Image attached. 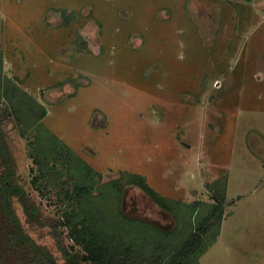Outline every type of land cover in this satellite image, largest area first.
<instances>
[{
  "label": "rangeland",
  "instance_id": "374dc122",
  "mask_svg": "<svg viewBox=\"0 0 264 264\" xmlns=\"http://www.w3.org/2000/svg\"><path fill=\"white\" fill-rule=\"evenodd\" d=\"M0 53L2 78L45 111L42 142L3 114L0 176L55 264L83 253L64 211L88 212L74 191L90 176L76 160L69 174L52 168L63 145L94 175L97 223L141 254L179 248L222 192L225 217L194 264H264V0H0ZM9 105L0 97V112ZM123 172L144 175L169 209L135 185L120 200L108 182Z\"/></svg>",
  "mask_w": 264,
  "mask_h": 264
},
{
  "label": "trees",
  "instance_id": "16d2710c",
  "mask_svg": "<svg viewBox=\"0 0 264 264\" xmlns=\"http://www.w3.org/2000/svg\"><path fill=\"white\" fill-rule=\"evenodd\" d=\"M66 22L70 21L73 14L64 13ZM85 42V41H84ZM87 50V49H86ZM87 51H91L90 49ZM3 75V55L0 53V97L5 98L10 103V107H6L0 112V121L3 114H14L19 122H24L25 126L35 125V139L41 140L43 135L38 129V123L44 118L45 111L41 113L35 112L34 104H40L30 93L25 91L21 85H17L12 79ZM28 120V121H26ZM32 124H31V123ZM41 139H40V138ZM42 142V140H41ZM4 136L0 128V151L6 148L4 144ZM47 145V154L53 153L54 150L66 151L65 154L57 155L52 168L60 167L67 173L71 168V163L76 160V173L85 172L86 176H90L89 181H85L78 174L79 180L75 184V195L82 206L88 210L82 213L78 207L64 211V223L69 227L70 236L75 240L76 244L82 247L83 253H72V261L69 264H80L81 261L91 264H194V256L203 245L206 233L216 225H220L225 217V209L227 206V196L225 193L217 192L213 198L215 202L208 212L207 216L195 226L189 238L177 249L170 251L163 256L151 259L149 255H143L139 252L138 244L125 240L121 237L111 234L112 232L105 229L101 224L97 223L91 208L90 196L95 192V180L93 173L82 168L84 165L81 158L74 150L66 145L60 148L52 146L49 142ZM51 152V153H50ZM36 161L42 170L43 162L38 155ZM76 158V159H75ZM49 160V159H48ZM46 160L45 163L48 162ZM66 170H68L66 172ZM127 177V184L124 183L123 177ZM84 181H83V180ZM122 181V182H121ZM109 186L120 191L119 198H123L124 185H135L150 195L162 207L169 209L164 196L160 195L147 181V178L138 173L123 172L118 178L111 180ZM107 183V184H108ZM17 185L11 186L8 179L0 176V264H55L54 258L48 251L39 246L32 240L30 235L25 231L21 221L13 214V191ZM19 193L18 190H16ZM66 194L72 198L73 195L66 191ZM123 213V212H122ZM123 215H126L123 213ZM138 219V218H136ZM144 221V220H143ZM158 228V227H157ZM64 253H68L64 251ZM75 254V255H74Z\"/></svg>",
  "mask_w": 264,
  "mask_h": 264
}]
</instances>
